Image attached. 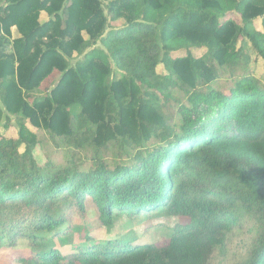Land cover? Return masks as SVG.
<instances>
[{
	"label": "trees",
	"instance_id": "16d2710c",
	"mask_svg": "<svg viewBox=\"0 0 264 264\" xmlns=\"http://www.w3.org/2000/svg\"><path fill=\"white\" fill-rule=\"evenodd\" d=\"M243 38L264 60V0H0V125L19 127L0 134V247L20 264H264V81L236 72ZM25 119L133 152L57 168ZM90 204L107 227L176 222L162 242L95 240L72 221Z\"/></svg>",
	"mask_w": 264,
	"mask_h": 264
},
{
	"label": "rangeland",
	"instance_id": "374dc122",
	"mask_svg": "<svg viewBox=\"0 0 264 264\" xmlns=\"http://www.w3.org/2000/svg\"><path fill=\"white\" fill-rule=\"evenodd\" d=\"M39 17L40 21H44L47 18L43 11H41ZM235 18L238 21V16H235ZM254 25L257 29L261 30V22L259 18L254 21ZM110 26H119V24L114 22L110 23ZM11 31L12 38L17 37L18 33L15 26L11 28ZM239 45L242 46L244 50V62L242 66L238 67L236 72H249L264 81V60L256 54L252 45L246 38H243L239 42ZM89 49L90 48L88 47L85 51ZM194 53L197 54V51H194ZM77 57L76 54H73V56L68 59L71 64H74ZM158 71L162 72L161 66L158 68ZM119 74L120 73L117 70H114L112 78ZM227 74L228 73L222 76L220 80L221 82H226L225 78H228ZM221 84L223 83H219V85ZM41 94L43 93L39 90L32 91L33 96ZM172 95L184 101L185 94L181 90H172ZM77 108L78 106L73 107V109ZM10 120L11 122L7 128L2 125L3 122L1 123L0 134L4 133L12 136L17 135L19 129L17 119L15 116L11 115ZM24 121L28 128L33 129L36 132L37 141L33 149L35 158L39 162L50 161L57 168H66L71 162L77 164L79 168H85L87 165H93L96 160H103L110 165H114L117 161L124 160L126 156L133 152L132 148L128 145L123 146L120 145L119 142L109 143L104 148L97 147L90 141H82L81 144L77 146L76 141L69 136H58L43 128L34 129L26 119ZM172 122L174 124H179V116L176 115ZM71 126L74 130L71 136L75 137V139H79L80 133L85 130L84 127H76L75 122H72ZM72 219V221L81 224L95 240L131 235L132 237H136L137 242L142 244L167 240L170 229L176 222V219L174 218L149 217L143 219L135 218V216H128L127 214H117L112 227H107L102 225L99 221L98 210L92 204L88 205L84 214H79L73 211ZM84 229H81L80 231H85ZM80 231L73 234V242L80 241ZM70 248V246H64L60 249L61 251L66 252L69 251ZM17 254L18 252H15L11 247H0V264H20L17 259Z\"/></svg>",
	"mask_w": 264,
	"mask_h": 264
}]
</instances>
